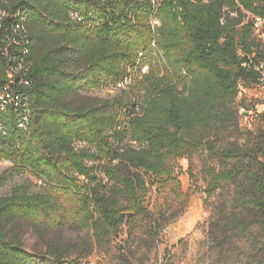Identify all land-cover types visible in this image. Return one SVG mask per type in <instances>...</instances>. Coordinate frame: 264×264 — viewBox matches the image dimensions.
I'll return each instance as SVG.
<instances>
[{
  "label": "trees",
  "instance_id": "16d2710c",
  "mask_svg": "<svg viewBox=\"0 0 264 264\" xmlns=\"http://www.w3.org/2000/svg\"><path fill=\"white\" fill-rule=\"evenodd\" d=\"M0 8V161L41 188L0 195V264H85L91 254L89 244L61 240L30 252L23 224L45 241L89 229L99 245L123 224L158 232L168 221L147 207L148 193L155 185L181 193L178 160L201 149L224 164L207 170L206 193L240 178L238 201L255 213L229 225L264 229V129L247 137L237 101L242 85L264 78L253 23L264 22V0H0ZM128 77L112 98L91 94ZM7 180L0 172V189Z\"/></svg>",
  "mask_w": 264,
  "mask_h": 264
},
{
  "label": "rangeland",
  "instance_id": "374dc122",
  "mask_svg": "<svg viewBox=\"0 0 264 264\" xmlns=\"http://www.w3.org/2000/svg\"><path fill=\"white\" fill-rule=\"evenodd\" d=\"M263 31L264 27L257 32L264 38ZM120 91L114 86H102L91 94L112 98ZM237 101L241 103V127L253 131L246 132L247 137L255 135L259 128L264 129V119L260 116L264 113V78L250 86L242 85ZM11 166L7 160L0 161V172L8 176L0 195L6 196L22 184H26L31 192L41 189L30 173L14 175ZM223 167L224 164L204 149L190 159H179L176 176L182 182L180 190L183 194L178 189L158 185L148 193L147 207L150 211L160 208L164 213L161 223L168 221L156 233L136 231L123 224L109 243L99 245L89 229L65 228L51 232L45 241L31 226L23 224L24 246L30 252H46L47 244L57 240L81 246L89 244L91 254L85 264H264L263 227L253 223L248 230L239 232L229 225L235 217L246 221L255 219L254 211L244 208L238 201L243 185L241 179L232 182L229 190L206 193L207 170L220 171Z\"/></svg>",
  "mask_w": 264,
  "mask_h": 264
},
{
  "label": "built area",
  "instance_id": "2783aa9c",
  "mask_svg": "<svg viewBox=\"0 0 264 264\" xmlns=\"http://www.w3.org/2000/svg\"><path fill=\"white\" fill-rule=\"evenodd\" d=\"M158 1V0H157ZM2 12H6V11H4L3 9L1 10V8H0V13L2 14ZM235 13H233L232 15H234ZM159 21V19L158 18H154V25H155V27H153V29H155V31L157 30V22ZM253 23H255V28H256V31H258L260 28H262V27H264V22L261 20V18H259V17H255V18H253ZM2 24H3V22L2 23H0V28L2 27ZM153 45L155 46L156 45V43L154 42L153 43ZM144 68H148V66H145ZM17 72V70H11L10 71V76L12 77V78H14V74ZM28 83V82H27ZM116 85H119V82L116 84ZM120 86V85H119ZM3 99H6V98H11V95L10 94H7V95H4V97H2Z\"/></svg>",
  "mask_w": 264,
  "mask_h": 264
},
{
  "label": "bare ground",
  "instance_id": "6f19581e",
  "mask_svg": "<svg viewBox=\"0 0 264 264\" xmlns=\"http://www.w3.org/2000/svg\"><path fill=\"white\" fill-rule=\"evenodd\" d=\"M155 1V0H154ZM1 15V14H0ZM82 18L80 17L79 20H81ZM130 80L132 81L131 78L128 77V79H126L125 81L119 83V85L116 86V88H119V90H123L127 85L128 83H130Z\"/></svg>",
  "mask_w": 264,
  "mask_h": 264
}]
</instances>
